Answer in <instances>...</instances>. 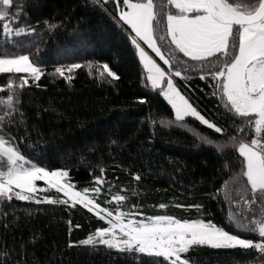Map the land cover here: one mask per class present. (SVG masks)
<instances>
[{"label":"trees","instance_id":"trees-1","mask_svg":"<svg viewBox=\"0 0 264 264\" xmlns=\"http://www.w3.org/2000/svg\"><path fill=\"white\" fill-rule=\"evenodd\" d=\"M117 2L123 5V0H110L102 6L96 0H14L23 6L20 25L27 23L36 32L13 36L12 44H6L0 35V53L29 54L43 74L39 81L29 78L20 94L19 112L6 133L40 166L67 170L69 182L77 189L91 187L93 173L100 175L103 167L109 182L101 186L98 197L103 205L106 199L112 202L111 195L122 194L129 197L121 204L124 209L138 205L146 214L195 218L199 215L196 209L174 205L201 204L203 218L241 238L258 239V235L230 226L229 203L223 195L213 198L231 174L225 163L231 162L238 170V154L225 151L221 155L215 144H205L198 135L218 141L219 134L192 117L160 128L159 120L174 119V114L159 90L142 82L146 75L128 40L130 31L116 22ZM44 20L58 27L49 30ZM73 63L81 67L65 72L70 80L53 75L56 67ZM105 63L118 79L106 73L98 78L96 69L102 71ZM10 75L18 80L21 74H0V86L7 85ZM176 80L209 118L225 125L230 122V115L210 95L211 89L199 74ZM6 95V91L0 93ZM141 97L145 103L139 102ZM151 120L156 121L154 128ZM134 173L139 174L138 181ZM133 189L136 195H132ZM50 194L57 195L54 190ZM159 203L169 206L161 210L155 207ZM232 211H236L234 206ZM70 224L74 226L70 228ZM99 225L103 222L80 205L69 208L15 198L0 201V264H161L162 258L78 243ZM186 256L193 264H264L255 249L239 247L194 246Z\"/></svg>","mask_w":264,"mask_h":264},{"label":"snow or ice","instance_id":"snow-or-ice-1","mask_svg":"<svg viewBox=\"0 0 264 264\" xmlns=\"http://www.w3.org/2000/svg\"><path fill=\"white\" fill-rule=\"evenodd\" d=\"M109 2L96 0L101 6ZM116 13L117 25L122 28L126 25V32L130 29L128 40L146 75L142 82L159 90V95L171 106L174 119L162 117L160 128L181 124L186 117H192L219 134L218 141H222L198 135L205 144H215L221 155L225 151L238 154L235 158L238 170L231 162L225 163L231 174L213 198L223 195L229 203L230 226L259 238H241L213 220L203 218L201 204L174 205L185 210L196 209L199 215L195 218L145 214L138 205L123 211L119 205L129 197L122 194L111 195V201L118 205L115 210L102 207L98 202L101 186L109 183L103 167L99 169L100 175L93 173L91 187L77 189L69 182L67 170H49L26 157L16 138L5 129L15 121L20 94L29 85V78L32 82L39 81L43 74L29 54L0 53V74H21L18 80L10 75L7 85L0 86V93L7 92L6 96H0V201L10 202L15 198L69 208L80 205L107 225L89 232L78 242L80 245H103L129 255L146 254L162 258L161 264H191L192 258L186 254L194 246L255 249L264 258V0H166V3L123 0V7L117 2ZM23 15L22 5L14 4V0H0V35L6 44L14 43L13 36L35 34L36 29L31 25H20ZM43 23L49 30L58 27L48 20ZM141 42L163 65L149 55ZM88 66L91 69V63ZM80 67L76 63L58 66L53 75L70 80L71 76H65V72L71 73ZM96 71L98 78H103L104 73L113 79L119 78L107 63L102 65V71L100 67ZM195 74L208 84L210 95L230 115L227 125L206 118L182 94L176 78L186 81ZM139 102L145 103V99L141 97ZM155 125L156 121L151 120L150 126ZM133 178L138 181L140 176L134 173ZM37 182H43V187ZM52 190L57 194L55 197L49 194ZM136 194L133 189L132 195ZM105 203L109 201L106 199ZM168 206L159 203L155 207L163 210Z\"/></svg>","mask_w":264,"mask_h":264},{"label":"rangeland","instance_id":"rangeland-1","mask_svg":"<svg viewBox=\"0 0 264 264\" xmlns=\"http://www.w3.org/2000/svg\"><path fill=\"white\" fill-rule=\"evenodd\" d=\"M121 7H123V5H122ZM129 31H130V29H129ZM141 43H142V42H141ZM142 47H144L145 50L149 53V55H151L155 60H157L158 63H160L161 65H163V62L160 61L159 58L156 57L154 53H152L151 49H148L146 45H143V43H142ZM164 67H167V66L164 65ZM178 84H179V83H178ZM179 85H180V84H179ZM180 90H181L182 94H185L187 97L190 98V102H191L194 106L197 107V109L201 112V114L205 115L206 118H209V117L207 116V114H205V112L202 110V108H200V106L198 105V103H197V102H196V101L190 96V94H189V93H188V92H187V91H186L181 85H180ZM209 119H211V118H209ZM37 183H38L40 186L43 187V182H37ZM49 194H50V193H49ZM50 195H52V194H50ZM52 196L55 197V195H52ZM98 202H99V201H98ZM112 202H113V203H116L115 201H112ZM112 202H111L110 204L107 203V204H105V205L101 204L100 202H99V203L101 204L102 207H109V208L115 210V208H116L118 205H117V203L112 205ZM119 206L121 207V210H123V211H130L129 209H124L121 205H119ZM141 212L145 213L144 211H141ZM145 214H146V213H145ZM147 214H148V213H147ZM157 214H164V213H157ZM137 218H138V217H137ZM102 222H103V225H99V226H107V225L105 224L104 221H102ZM76 225H79V224H78V223H75V226H76ZM73 226H74L73 224H70V228H72ZM96 227H98V226H96ZM96 227H94L91 231H94ZM91 231H89V232H91ZM89 232L86 233V235H85L84 237H82L81 239L86 238V236L89 234ZM81 239H79V241H80ZM191 264H193V263L191 262Z\"/></svg>","mask_w":264,"mask_h":264}]
</instances>
